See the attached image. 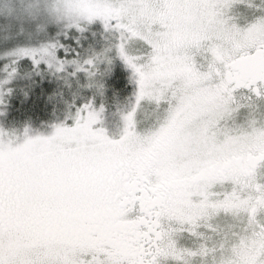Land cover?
I'll list each match as a JSON object with an SVG mask.
<instances>
[{"label":"snow or ice","instance_id":"6c2138e0","mask_svg":"<svg viewBox=\"0 0 264 264\" xmlns=\"http://www.w3.org/2000/svg\"><path fill=\"white\" fill-rule=\"evenodd\" d=\"M0 264H264V0H0Z\"/></svg>","mask_w":264,"mask_h":264}]
</instances>
